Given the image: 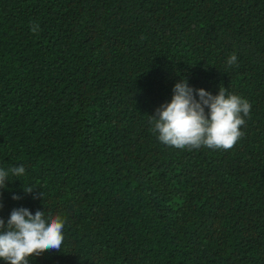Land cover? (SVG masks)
Instances as JSON below:
<instances>
[{
    "label": "trees",
    "instance_id": "16d2710c",
    "mask_svg": "<svg viewBox=\"0 0 264 264\" xmlns=\"http://www.w3.org/2000/svg\"><path fill=\"white\" fill-rule=\"evenodd\" d=\"M184 77L252 105L233 147L151 130ZM19 165L5 223L66 218L29 264H264V0H0V168Z\"/></svg>",
    "mask_w": 264,
    "mask_h": 264
},
{
    "label": "clouds",
    "instance_id": "9594fccd",
    "mask_svg": "<svg viewBox=\"0 0 264 264\" xmlns=\"http://www.w3.org/2000/svg\"><path fill=\"white\" fill-rule=\"evenodd\" d=\"M38 29L39 24L31 28L33 32ZM237 59L233 53L228 65H235ZM251 107L247 99L229 93L223 86L214 95L204 88L195 89L184 77L175 84L171 102L162 104L151 116V130L159 134L162 143L179 149L207 146L227 150L244 134L241 126L246 124L245 117L250 115ZM25 171L23 165L0 168V189L7 187L9 178L20 177ZM24 187L28 193L34 188ZM13 199L20 197L14 195ZM65 223L66 218L60 215L46 218L44 211L33 214L25 207L14 208L7 223L0 217V258L8 264H29V257L34 254L61 250Z\"/></svg>",
    "mask_w": 264,
    "mask_h": 264
}]
</instances>
